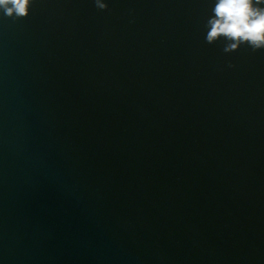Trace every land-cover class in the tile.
I'll return each mask as SVG.
<instances>
[{
    "label": "water",
    "instance_id": "1",
    "mask_svg": "<svg viewBox=\"0 0 264 264\" xmlns=\"http://www.w3.org/2000/svg\"><path fill=\"white\" fill-rule=\"evenodd\" d=\"M102 2L0 11V264H264V50Z\"/></svg>",
    "mask_w": 264,
    "mask_h": 264
},
{
    "label": "clouds",
    "instance_id": "2",
    "mask_svg": "<svg viewBox=\"0 0 264 264\" xmlns=\"http://www.w3.org/2000/svg\"><path fill=\"white\" fill-rule=\"evenodd\" d=\"M93 2L97 9L107 10L102 0ZM33 3L34 0H0V11L8 18L25 19ZM204 26L206 43L225 41V54L237 51L241 45L253 52L264 50V0H214Z\"/></svg>",
    "mask_w": 264,
    "mask_h": 264
}]
</instances>
